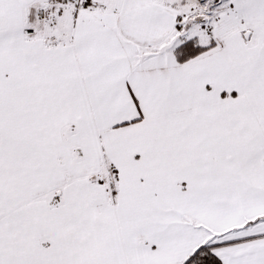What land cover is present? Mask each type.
Here are the masks:
<instances>
[{"label":"snow or ice","instance_id":"snow-or-ice-1","mask_svg":"<svg viewBox=\"0 0 264 264\" xmlns=\"http://www.w3.org/2000/svg\"><path fill=\"white\" fill-rule=\"evenodd\" d=\"M0 264H264V0H0Z\"/></svg>","mask_w":264,"mask_h":264}]
</instances>
